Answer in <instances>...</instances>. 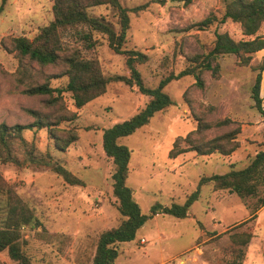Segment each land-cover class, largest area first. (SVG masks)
<instances>
[{"label":"rangeland","instance_id":"374dc122","mask_svg":"<svg viewBox=\"0 0 264 264\" xmlns=\"http://www.w3.org/2000/svg\"><path fill=\"white\" fill-rule=\"evenodd\" d=\"M164 1L121 0L130 16L124 47L146 55L136 68L147 87L155 88L163 78L194 65L189 57L206 53L213 46L216 32H227L235 40L244 38L239 23L220 22L226 0ZM52 7V0H0V123L31 124L36 118L28 109L49 115L50 120L63 113L58 106L47 103L48 95L24 92L45 81L52 87L65 86L66 77H52L61 74L63 66L30 63L13 51L10 42L13 36L33 37L53 19ZM90 12L117 21L111 7L99 6ZM212 15L215 19L201 24ZM257 34L264 36V24ZM65 36L71 43L85 45L73 31ZM96 37V47L84 53L99 61L105 75L129 76L126 56L111 49L105 35ZM263 59L264 49L254 53L247 66L240 65L236 55H222L214 62L220 66L219 76L204 71L202 89L194 85L193 75L172 79L164 91L173 103L119 140L132 151L126 184L133 189L143 214L150 215L155 204L184 203L202 177L244 168L258 151L264 150V115L256 107L252 91L256 68ZM24 67L26 75L21 72ZM260 95L264 108V71ZM62 97L76 118L52 130L34 127L25 132V137L35 144L37 160L60 162L83 181V186L67 183L40 161L28 160L25 166L0 161V172L9 183L19 185L21 197L42 222L37 228L23 229V246L32 264H93L99 235L124 219L113 193L115 164L104 151L103 132L138 113L149 96L137 85L119 81L111 82L104 94L81 108L75 106L71 92H64ZM198 117L210 123L230 119V123L208 130L206 137L239 128L240 147L230 155L217 152L201 156L191 150L171 157L175 140L195 130ZM71 132L77 140L68 150H58L51 136ZM19 157L22 159L24 154ZM2 199L0 195V205ZM257 199L244 201L236 193L204 184L185 218L155 214L134 240L120 244L115 264H228L232 258L230 235L243 230L253 234L243 264H264V206L255 220H248ZM0 261L17 264L7 251L0 252Z\"/></svg>","mask_w":264,"mask_h":264},{"label":"trees","instance_id":"16d2710c","mask_svg":"<svg viewBox=\"0 0 264 264\" xmlns=\"http://www.w3.org/2000/svg\"><path fill=\"white\" fill-rule=\"evenodd\" d=\"M52 1L53 19L48 24L42 26L33 37L13 36L10 38V42L13 51L17 52L21 58H27L30 63H37L40 66H63L62 73L52 77H66L65 86L52 87L49 81H45L42 84L31 85L24 90L30 95H48L47 103L54 107L58 106L60 110H63V113L50 120L49 115L28 109V113L36 118L33 123L12 125L0 123V161L3 163L14 162L21 166H25L28 160L35 163L40 161L49 166L67 183L83 186V181L60 162L37 160L34 156L36 146L33 141L26 139L25 132L34 127L52 130L54 126L76 118V113L64 104L62 97L64 92H71L77 108L83 107L92 99L104 94L111 82L120 81L128 85L135 84L143 94L149 96V101L138 113L106 128L103 132L104 151L115 164L112 175L113 193L118 200V210L124 219L118 226L99 235L92 263L115 264L120 255V244L134 240L139 229L155 214L162 212L177 218H185L190 207L199 199L200 190L204 184L212 183L215 190H228L236 193L244 201L250 197H258L248 219L255 220L257 211L264 206V150L258 151L244 168L231 169L224 174L202 177L197 189L188 195L184 203H173L170 206L155 204L151 208V214L146 215L143 214L135 199L133 189L126 184L132 151L121 144L119 140L148 124L154 114L173 103L170 96L164 91V87L172 79L193 75L194 85L202 89L205 87L204 71L210 70L215 77H218L220 66L214 62L220 56L227 54L236 55L238 63L247 66L252 55L264 49V36L257 34L264 24V0H226L220 22L225 23L231 20L234 23H239L244 38L235 40L227 32H216L213 46L206 53L189 57L188 60L194 65L187 67L177 75L163 78L155 88L144 85L140 72L136 68V63L144 62L146 55L124 47L130 28V16L129 10L122 5L121 0ZM158 1L165 2L164 0ZM99 6H108L114 9L117 21L111 22L103 15L94 16L90 9ZM212 19H215V16L207 17L201 21V24L206 25ZM116 25H118V29ZM69 31H73V35L75 34L85 45L81 47L76 43H71L65 36ZM97 34L105 35L109 47L116 53L126 56V65L130 70L129 76L105 75L99 61L84 53L85 49L96 47ZM256 69L258 73L252 90L253 99L258 110L264 115L260 95L264 59ZM21 72L26 75V68H22ZM230 122V119H224L210 123L203 117H198L196 129L185 137L179 136L175 140L170 150V156L175 158L191 150L201 156L217 152L222 155H230L240 147L237 140L239 128L210 139L206 137V132L211 128L222 127ZM51 137L55 140V146L60 151L68 150L70 145L77 140V135L73 132L66 136ZM21 153L24 154L22 159L19 157ZM18 186L17 183H9L0 172V195L3 196V203L0 205V252L7 251L9 257L17 264H32L23 246V229L37 228L42 225V222L35 210L21 197ZM252 237V232L247 230L236 231L230 235L232 258L228 264L244 263L246 248ZM0 264L5 263L0 261Z\"/></svg>","mask_w":264,"mask_h":264},{"label":"built area","instance_id":"2783aa9c","mask_svg":"<svg viewBox=\"0 0 264 264\" xmlns=\"http://www.w3.org/2000/svg\"><path fill=\"white\" fill-rule=\"evenodd\" d=\"M145 241V239H142V242H144Z\"/></svg>","mask_w":264,"mask_h":264},{"label":"crops","instance_id":"0c3cea01","mask_svg":"<svg viewBox=\"0 0 264 264\" xmlns=\"http://www.w3.org/2000/svg\"><path fill=\"white\" fill-rule=\"evenodd\" d=\"M245 263V262H244Z\"/></svg>","mask_w":264,"mask_h":264}]
</instances>
